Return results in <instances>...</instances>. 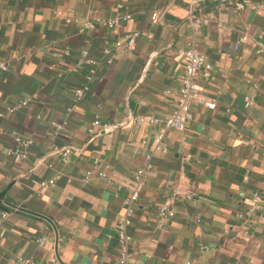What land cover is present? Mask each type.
<instances>
[{"label":"crops","instance_id":"crops-1","mask_svg":"<svg viewBox=\"0 0 264 264\" xmlns=\"http://www.w3.org/2000/svg\"><path fill=\"white\" fill-rule=\"evenodd\" d=\"M237 1L241 11L208 0L197 13L204 23L193 29L188 0H0V60L9 64L0 70V113L36 94L0 119V212L10 213L0 228V264H52V257L55 264H114L123 199L148 154L152 169L126 230L129 264H264V0ZM125 15L130 19L113 30L79 32L86 17ZM135 31L128 51L103 53L105 41ZM243 35L248 41L234 49ZM190 44L212 66L203 96L216 109L191 104L183 132L129 124V115L172 112L183 73L176 51ZM82 49L98 66L89 93L74 103L84 71L68 69ZM248 96L253 103L245 108ZM95 115L116 129L89 135ZM64 120L55 135L50 122ZM158 131L165 154L152 151ZM13 134L33 139L20 163L7 155ZM66 147L64 165L53 150ZM51 179L53 186H41ZM174 191L194 197L176 200L174 218L159 228L157 209ZM252 194L262 210L241 218ZM40 237L51 245L39 248Z\"/></svg>","mask_w":264,"mask_h":264},{"label":"built area","instance_id":"built-area-1","mask_svg":"<svg viewBox=\"0 0 264 264\" xmlns=\"http://www.w3.org/2000/svg\"><path fill=\"white\" fill-rule=\"evenodd\" d=\"M208 0H188V12L187 19L190 27L196 29L198 26L204 23L203 18L198 16L199 8L205 4ZM229 2L234 5L235 11H241L245 8V5L240 3L237 0H222ZM120 8V5H117ZM157 18V13L152 14V20L154 21ZM130 19L129 15L125 16H114L110 19H104L97 16H90L83 19L81 27L79 29L80 33H88L95 30L96 28H102L106 30H113L119 24L127 22ZM78 23L77 19H68L66 23ZM139 32H133L126 35L121 40H116L114 42L105 41L103 53L105 55L114 56V54L119 53L120 51H128L139 38ZM248 37L246 35L241 36V38L235 43L234 49H237L240 44L246 43ZM263 52V48L258 44L256 50L257 54ZM65 54H68V51H65ZM178 61L181 63L183 68V73L179 80V91H178V100L175 108L168 115L164 116H132L129 115L126 117V121L132 126H149L158 130H175L178 132H183L186 129L188 122L192 118L191 104L195 103L197 105H202L210 111L216 109V101L212 99L205 98L204 94V85L208 82L209 77L212 72V66L207 61L205 54L198 51L191 44L185 48L179 49L176 51ZM108 64H111V59L107 61ZM98 66V61L90 58L87 50L82 49L79 53V56L69 69L68 72L71 74H76L81 71H84V83L79 87L74 89L73 92V102H80L84 96L90 91V84L95 78L96 68ZM9 64L0 60V70L6 72L8 70ZM85 68V69H84ZM61 77V73L57 75ZM170 91L166 90L165 95H170ZM36 99V94H33L31 97H28L24 100H21L14 104L11 107H7L5 112L0 113V119L6 117L7 115L13 114L20 110H23L28 104ZM253 103V96H248L244 98V107L248 108ZM72 112V108L69 107L66 109V116ZM228 112V111H227ZM66 125V120L58 123L55 121L50 122V126L54 130V134L57 135L64 130ZM112 127V124L104 122L98 115H95L91 122L89 123L87 133L89 135H94L100 129H107ZM163 133L158 131L153 141L152 151L160 152L165 154L167 149L163 146ZM33 144L32 138L23 137L21 135L13 134V147L7 150V155L11 158L14 163H20L27 157V149ZM54 153L59 154L61 157V163L67 164L69 162V156L71 155V149L66 147L62 149L54 148ZM151 155L148 154L145 156V163L142 167L137 168L131 179V187L129 194L123 199L122 203V214L119 217V227L116 231V248H117V258L114 264H129V245L131 242V237L127 234L126 230L131 225V219L134 214L133 206L139 200L144 187L147 174L151 171L152 166L149 162ZM92 175L91 171H88L84 177V181H87ZM99 177L105 178L106 175L103 173L99 174ZM247 179V178H246ZM54 180L51 179L47 183H42L41 186H53ZM194 197V194L191 192L180 194L177 191H174L157 209L156 219L157 226L160 228L168 221L174 218L175 210L172 208V205L176 200L188 202L191 201ZM251 200L253 202V207L251 210L245 212L242 215H239L241 218L249 217L251 213L255 210H262V199L257 194H252ZM10 216L8 211L0 212V228L5 220ZM196 224L200 223V218L195 220ZM244 234L247 235V230L244 231ZM36 244L39 248H44L50 246L51 243L45 238L40 237L36 239ZM52 264L56 263V258L52 257L50 260ZM16 264H38L36 261L30 258H19Z\"/></svg>","mask_w":264,"mask_h":264},{"label":"water","instance_id":"water-1","mask_svg":"<svg viewBox=\"0 0 264 264\" xmlns=\"http://www.w3.org/2000/svg\"><path fill=\"white\" fill-rule=\"evenodd\" d=\"M116 129V127L115 126H112V127H110V128H107V129H104V130H102L101 132L103 133V134H107V133H111L113 130H115Z\"/></svg>","mask_w":264,"mask_h":264}]
</instances>
